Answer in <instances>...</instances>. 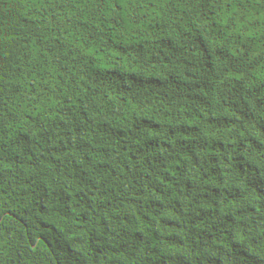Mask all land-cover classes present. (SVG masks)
Returning a JSON list of instances; mask_svg holds the SVG:
<instances>
[{
	"label": "trees",
	"instance_id": "trees-1",
	"mask_svg": "<svg viewBox=\"0 0 264 264\" xmlns=\"http://www.w3.org/2000/svg\"><path fill=\"white\" fill-rule=\"evenodd\" d=\"M131 1L0 0V264H264V0Z\"/></svg>",
	"mask_w": 264,
	"mask_h": 264
},
{
	"label": "rangeland",
	"instance_id": "rangeland-1",
	"mask_svg": "<svg viewBox=\"0 0 264 264\" xmlns=\"http://www.w3.org/2000/svg\"><path fill=\"white\" fill-rule=\"evenodd\" d=\"M154 9V5L144 0H132L129 4V15L133 21H139L142 15L149 13ZM122 14V7L120 5H114L109 10V16H119ZM168 21L171 28L179 27V20L175 9H168L167 11Z\"/></svg>",
	"mask_w": 264,
	"mask_h": 264
}]
</instances>
